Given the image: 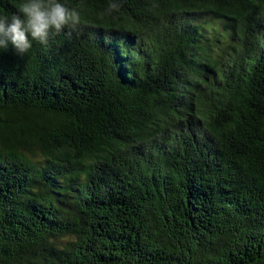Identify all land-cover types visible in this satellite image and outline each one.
Here are the masks:
<instances>
[{
  "label": "trees",
  "instance_id": "1",
  "mask_svg": "<svg viewBox=\"0 0 264 264\" xmlns=\"http://www.w3.org/2000/svg\"><path fill=\"white\" fill-rule=\"evenodd\" d=\"M65 2L0 50V264H264V0Z\"/></svg>",
  "mask_w": 264,
  "mask_h": 264
},
{
  "label": "clouds",
  "instance_id": "2",
  "mask_svg": "<svg viewBox=\"0 0 264 264\" xmlns=\"http://www.w3.org/2000/svg\"><path fill=\"white\" fill-rule=\"evenodd\" d=\"M118 5L111 3L108 11ZM82 23L80 11L65 0H20L18 11L0 14V50L9 44L19 55L30 51L33 42L47 45L51 32L76 29Z\"/></svg>",
  "mask_w": 264,
  "mask_h": 264
},
{
  "label": "rangeland",
  "instance_id": "3",
  "mask_svg": "<svg viewBox=\"0 0 264 264\" xmlns=\"http://www.w3.org/2000/svg\"><path fill=\"white\" fill-rule=\"evenodd\" d=\"M210 22H213L214 23V25L212 26V27H216L215 25H217L218 24V22L216 21V20H211ZM222 43H223V41H221ZM222 43H220V44H222Z\"/></svg>",
  "mask_w": 264,
  "mask_h": 264
}]
</instances>
